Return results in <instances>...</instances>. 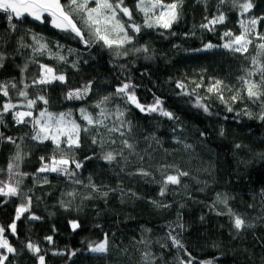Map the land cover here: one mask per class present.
I'll use <instances>...</instances> for the list:
<instances>
[{
	"label": "trees",
	"instance_id": "16d2710c",
	"mask_svg": "<svg viewBox=\"0 0 264 264\" xmlns=\"http://www.w3.org/2000/svg\"><path fill=\"white\" fill-rule=\"evenodd\" d=\"M110 2L131 12L128 17L117 9L116 19L133 37L121 49L94 40L75 15L87 45L49 19L37 25L9 20L10 14L0 11V187L18 189L15 196L0 194L2 238L15 249L0 248L7 257L3 264H39L41 255L45 264H264V84L256 71L264 66L259 47L264 44V0H250L248 12L240 5L249 0H182L171 28L147 27L156 13L146 15L140 0ZM221 14L223 23H209ZM252 20L258 21L255 28ZM241 22L249 28L248 50L225 48L244 31ZM132 24L140 26L138 33ZM33 36L42 37L47 49L38 51ZM208 44L214 47L206 48ZM143 46L147 53L135 51ZM117 51L127 54L117 56ZM44 66L66 81L39 83ZM242 77L260 84L262 94L248 97ZM217 80L223 82L220 92H209ZM124 83L135 86L142 105L159 98L175 119L141 112L116 95ZM89 84L82 98H67ZM105 96L110 99L101 103ZM197 99L207 112L196 106ZM29 100L35 101L31 107ZM6 104L16 107L4 112ZM20 109L31 110L32 116L18 124ZM41 112L69 113L79 126V147L69 148L66 137L59 146L52 139H34ZM108 152L116 159L103 160ZM53 157L82 167L70 163L72 175L39 171ZM179 172L188 175L180 176L179 184H168L161 196L165 178ZM22 205L29 210L16 219ZM229 209L251 227L236 229ZM72 221L80 225L75 230ZM105 239L106 253L91 251ZM29 243L40 252L31 251Z\"/></svg>",
	"mask_w": 264,
	"mask_h": 264
},
{
	"label": "snow or ice",
	"instance_id": "6c2138e0",
	"mask_svg": "<svg viewBox=\"0 0 264 264\" xmlns=\"http://www.w3.org/2000/svg\"><path fill=\"white\" fill-rule=\"evenodd\" d=\"M122 2V0H121ZM89 3H94L95 7H88ZM182 4V0H179V2H174L168 5H162L159 3H150L149 7H144V0H140L139 7L142 11L145 12L147 15L149 12H151L153 9L160 7L162 9H166V11H162L160 16L156 18L154 23H147L146 26L151 28L153 26H161L163 28H171L172 23L175 22L179 18V7ZM243 12H248L252 7V3L246 2L243 5H240ZM120 8V5H113L110 0H67L66 4H62L61 0H0V11H3L5 13H11L9 15L8 19L11 20L12 16L14 15L17 18H20L27 13L28 15L34 17L36 20H42L45 13H47L51 17V23L52 25L60 29L64 32H70L74 33L75 36L79 37L84 44H89V40L84 39V34L81 31V28L77 26L76 21L73 19V15H75L77 18L82 20L83 25L88 28L90 33L92 34L94 40L96 41H102L103 45L108 47L109 49L115 47L117 49L124 48L125 45L130 44L133 40L132 36L128 35L127 29L124 27L123 24H121L116 19V13L117 9ZM120 11L124 13V15L131 17V12L128 8H120ZM167 16V19L164 17ZM224 15L221 14L219 17L213 18L209 23L216 24V23H223L224 22ZM257 20L250 21V24L252 28H255L257 24ZM242 27L244 28V31L241 33V35L236 36L232 43L225 44V48H233L236 52H246L248 50V45L252 43V41L248 38L249 34V28L248 26L244 25L243 22ZM13 29L15 28V25H12ZM201 27L207 28L208 25H201ZM109 28L113 32L116 33L117 39H111L109 34ZM131 28L134 32L138 33L140 31V26L136 24H132ZM226 36L232 35L231 33H225ZM264 39V37H261ZM32 39L36 41V44L38 45V51H43L47 49L48 45L46 43H41L42 37L37 38V36H33ZM214 47L212 44L206 45V48H212ZM261 50H264V44H261L259 46ZM136 52H145L147 53L149 49L147 46H143L141 48L135 49ZM121 54L126 55L127 52L121 53L120 51L116 52V55L119 56ZM60 60H64L65 58L63 56L59 57ZM3 60V55L0 54V61ZM253 64H257L258 61L256 59H253ZM75 67V65H73ZM45 68V76L41 78L39 83H51L53 81L59 80L61 82L66 81V77L64 75H56L54 73V70L52 68H48L47 66H44ZM256 71L261 73V84H264V66L258 67ZM51 74V75H49ZM249 76L253 75L252 72H249ZM245 85H246V92L247 96L250 98H257L262 93L259 90L261 85L252 82L249 79L241 78ZM223 84L222 81H215L214 84L208 89L209 92H220V86ZM15 85H13L14 87ZM179 87L183 88V84H179ZM91 84L84 87L83 90L77 89L74 91H70L67 94V98H82L84 95L87 94V92L90 90ZM4 95L7 96V90L5 89ZM21 96H26V92H21ZM116 95H122L125 97L127 102L131 105H134L137 109H139L141 112H159L161 115L168 117L169 119H175L173 116V113L164 110L163 108V102L159 98H155L153 104L145 106L142 105L138 98L135 95V86L130 83H124L120 87L116 89ZM222 98V93H221ZM237 97L233 96V100H235ZM40 100H43L44 103H47V101L44 99L43 96L39 97ZM110 99L109 96H105L101 103H105ZM29 106L35 104L34 100L28 101ZM99 107V105H97ZM197 107L202 108L205 112L208 111V108L206 105L200 103L199 99H197ZM16 106L13 104H6L4 105V112H8L10 109L15 108ZM231 111V109H229ZM81 112L83 113L84 110L81 109ZM248 115H251L250 113H246ZM31 112H16L15 113V120L16 123H23L24 118L31 116ZM46 115L45 112H41L40 116L44 117ZM101 115H103V112H101ZM119 115L122 117L124 115L123 112H120ZM48 116V123L41 124L40 120H36L35 123L37 125H41L39 128V131L34 136V139L41 140V139H52L58 146L60 144V135H64L62 131L58 129V132L56 135H51V124L50 121L52 119L51 114H47ZM85 119L87 120L88 124H93V119L90 116L85 115ZM260 119H264V116H261ZM61 122L63 121V114H61L60 117ZM103 121H99V123H102ZM130 124V122H129ZM78 126H73V131H77ZM119 131V129H116ZM130 130V129H129ZM221 135H223V131H221ZM9 141H12L11 137L7 138ZM14 143V141H12ZM93 143H96L95 140H93ZM124 144L128 148H132V145L129 144L127 141H124ZM67 145L69 148L72 147H79V137L77 134V138L73 139L71 135H68L67 137ZM185 147H191L190 145H186ZM237 147H240V145H237ZM103 160L111 162L116 159V156L113 155V153L108 152L107 154L103 155L101 157ZM16 160H19L20 157L17 155L15 157ZM44 158L41 157V160ZM86 159H91V157H86ZM70 163H73L75 165L76 169H79L82 167V164L80 162H77L75 160L70 161L66 158H61L57 160L55 157L52 158L50 165H44L39 169L41 172L45 171H51V172H63L65 174L72 175V173L68 172V165ZM13 167L12 164H9V169L11 170ZM143 175H149L147 172H143ZM188 173L186 172H179L177 175H168L164 180V187L161 189L160 195L163 196L165 194V190L168 184H179L180 183V176H186ZM79 182V181H78ZM96 186L93 185V188ZM7 190L5 188L0 187V194L6 195V196H15L18 194V189L12 185L6 186ZM98 190V189H97ZM103 196H107L108 193L104 192L102 193ZM155 203V201H153ZM224 203H227V200L224 201ZM28 205H31V199L28 200ZM159 206V205H158ZM29 210L28 207L21 206L17 209L16 213V219H19L20 216ZM229 212L231 213V210L229 209ZM231 215L234 217V227L236 229H242L245 226L251 227V225H246V222L243 218L236 215L235 213H231ZM32 219H39V217L33 216ZM71 227L73 230L77 229L80 225L77 221H72ZM10 230L15 233L16 231V224L12 223L10 225ZM4 228L0 227V237H2L4 233ZM174 244L177 246L180 245V241L177 240L175 237H170ZM47 240L51 241L52 237H46ZM27 247L33 251L34 253H39L40 249L38 246L33 245L32 243H29ZM0 248H7L8 252H14L15 249L9 245L7 240L0 239ZM107 239H105L104 242L96 245L95 247L91 248L92 252L95 253H106L107 252ZM148 256V253H145V257ZM7 259V257L0 255V264H3V261ZM39 264H45V257L43 255L39 256ZM208 264H211V262H208Z\"/></svg>",
	"mask_w": 264,
	"mask_h": 264
},
{
	"label": "rangeland",
	"instance_id": "374dc122",
	"mask_svg": "<svg viewBox=\"0 0 264 264\" xmlns=\"http://www.w3.org/2000/svg\"><path fill=\"white\" fill-rule=\"evenodd\" d=\"M150 3H158V2H155V0H146L144 2V7H149ZM88 7H90V8L91 7H95V4L94 3H89ZM120 8H123V7L120 5ZM162 11H166V9H162L160 7H157L155 9H153L149 13H156V17L154 18V20H156V18L160 16V14H161ZM164 18L167 19V16H165ZM109 34H110V38L111 39H117L118 38L117 35H116V33L113 32L111 30V28H109ZM234 38L230 41V43H232V41L234 40ZM45 74H46V72H45V68H44L43 76H45ZM49 75H51V74H49ZM17 112H31L32 113L31 110H27V109H20ZM45 113H46V115L44 117H41L40 114H39L37 116L36 120H40L41 121V124L48 123L49 121H48L47 114H51V117H52V119L50 121V124H51V135H56L57 132H58V129H59L60 131H62L63 133H65L64 135H60V140L62 138H64V137L67 138L68 135H71L73 137V139H76L77 138L79 126L72 119V117H71V115L69 113H60V114H52V113H48V112H45ZM61 114H63V121L62 122L60 120ZM74 125L75 126H78L77 131H73V126ZM37 126H38V128H40L41 125H37ZM0 239H4V238L0 237ZM208 262H210V261H208ZM208 262H205L204 264H208ZM211 264H213V263L211 262Z\"/></svg>",
	"mask_w": 264,
	"mask_h": 264
},
{
	"label": "water",
	"instance_id": "95a60500",
	"mask_svg": "<svg viewBox=\"0 0 264 264\" xmlns=\"http://www.w3.org/2000/svg\"><path fill=\"white\" fill-rule=\"evenodd\" d=\"M61 3H62V2H61ZM9 14L11 15V13H9ZM12 17H13L16 21H22V20L27 19V20H29V21H31V22L37 24V25H42V24L44 23V20H45V19H49V20L51 21V17H50L47 13L44 14L42 20H36L34 17L28 15L27 13H25V15L22 16V17H20V18H17V17H15L14 15H13ZM77 26H78V25H77ZM73 34H74V33H73ZM74 35H75V34H74Z\"/></svg>",
	"mask_w": 264,
	"mask_h": 264
}]
</instances>
